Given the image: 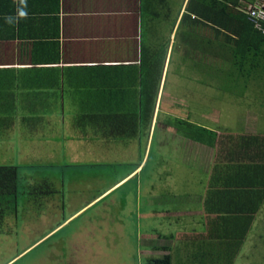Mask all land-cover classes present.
Listing matches in <instances>:
<instances>
[{
  "label": "crops",
  "instance_id": "1",
  "mask_svg": "<svg viewBox=\"0 0 264 264\" xmlns=\"http://www.w3.org/2000/svg\"><path fill=\"white\" fill-rule=\"evenodd\" d=\"M188 1L28 0L30 18L12 28L2 17L14 12L13 0H0V141L18 138L20 158L36 155L37 141L44 148L62 142L67 155L61 166L65 173L54 175L61 184L52 187V195L56 194L58 205L60 187L62 192L72 195L68 204L72 203L69 207H73V212L61 218L48 233L88 207L102 203L100 208L104 209L118 201L128 203L132 195L136 198L137 220L161 217L165 229L175 227L174 231L168 229L169 235L158 230L143 231L146 259L161 257L172 249L174 254L177 250L183 255L189 251L194 262L184 264H234L229 260L217 263L216 259H231L229 249L236 251L226 245L230 240L222 232L225 220L220 219L221 215L242 206L247 199L240 193L234 194L238 188L232 186L234 171L230 166L239 159L228 154L231 138L241 133L230 132L228 145L221 146L225 154L217 159L215 142L188 139L198 144L200 164L193 167L202 174H193V180L185 182L188 188L183 194L185 186L177 188L173 176L184 175L177 161L179 143L181 147L180 140L184 138L182 133L181 138H176V127L169 121L163 129L173 136L167 144L172 146L175 168L155 160V166L145 170L156 113L161 108L158 102L166 66L173 54L178 55V49L180 53L185 43L187 46L193 42L190 39L196 34L194 27H188L190 38H184L181 31ZM153 78L158 81L155 90ZM165 110L178 116L177 109ZM141 121L142 127L138 128ZM23 130L32 132L27 134ZM163 141L160 140L159 153ZM26 142L34 150L30 151ZM50 152L53 154L52 148ZM184 152L188 157L189 152ZM4 160L1 158V163ZM66 179L68 187L64 184ZM190 187L193 191L188 190ZM121 188L122 194L115 195ZM174 190L182 193L170 198ZM141 198L145 207L151 204L150 211L145 207L140 211ZM50 204H54L52 196ZM61 206L64 208L63 202ZM155 209L160 210L156 212L159 214H154ZM263 211L264 203L252 214L250 228L233 260H247L249 252L263 250ZM186 227L189 240L174 238L175 232ZM163 237L172 243L166 246L152 242Z\"/></svg>",
  "mask_w": 264,
  "mask_h": 264
},
{
  "label": "rangeland",
  "instance_id": "2",
  "mask_svg": "<svg viewBox=\"0 0 264 264\" xmlns=\"http://www.w3.org/2000/svg\"><path fill=\"white\" fill-rule=\"evenodd\" d=\"M242 2L247 3V12L253 6L250 2ZM182 25L183 37L190 38V32L187 31V20L183 19ZM200 33L203 36H209V34L212 35V30L203 29L199 35ZM199 35L195 34L194 38L190 39L193 42H189L187 46L185 43L181 49L183 51L180 53L178 49V52L176 51L178 55L173 54L168 62L169 65L166 66V75L164 74L165 77L161 82V94L158 102L161 108L156 113L150 158L145 167V170H149L152 165L155 166V160H160L167 162L174 169L177 161H180L181 170L184 171L183 178H181L182 173H176L173 178L176 179L177 188L185 186L183 194L187 192L188 188L185 182L187 184L188 181H192L193 174H202L200 169L193 167V165L200 164L201 158L200 154L197 156L196 152L198 144L188 140L191 137L187 135L183 124L182 127L177 125V119H185L194 124L212 127L217 131L214 152L216 159L224 156L225 150L221 146L222 144L228 145L230 132L241 133V135H264V84L261 80L264 75L249 80V85L246 88V77L240 76L239 79L236 74V78L232 76L233 74L228 75L225 70L227 66L229 69L230 64L226 58L219 59L210 56L206 51L207 43L203 42ZM219 52L216 49V55ZM222 52L224 54L225 51ZM156 68L160 69V67ZM168 107H171V111L177 109L175 111L179 112L178 116L170 115L165 110ZM135 117L139 118L138 115ZM175 117L178 118L175 119ZM169 121H172L171 125L176 127L175 136L178 134L176 138H184L180 140L181 147L179 143L177 161L175 157H172L173 151H170L172 146L167 144L168 139L173 136L163 129V125L168 124ZM142 123L143 121L138 128L142 127ZM193 129L196 130V127ZM22 132L30 134L32 131L23 130ZM15 133L19 134L20 130H15ZM142 138H144V134ZM161 139L164 140L162 155L159 153ZM1 140L0 164L18 166V191L15 210L12 205L8 206L9 209L2 218V227L9 232H0V264H148L143 253L145 244L141 235L145 230V233L158 230L165 235H169L167 234L168 229L174 231L175 227L173 226L165 229L166 225L161 223V217L152 220L151 216H146L137 220L136 198L131 195L128 203L118 201L104 209L100 208L102 203L97 207H88L89 209L83 210L65 224L48 233L58 222L62 221L61 218L73 212V207H69L72 206V203L68 204L72 195L65 190L63 193L62 187H60L59 197H61L64 208H62L61 202L58 205L55 200L56 194L52 195V187L57 188V185L61 184L60 178L57 179L55 176L65 173L61 167L63 160L67 159V155L63 153V143H52L50 147L53 154H51L50 147L44 148L37 141V145L34 146L36 155L20 158V154L17 152L21 147L16 145L18 138L14 137L13 141L8 139L6 142L5 138H1ZM26 143L30 151L34 150L29 142ZM47 149H49L48 153ZM185 150L189 152L188 157H186ZM1 158H5L2 163ZM67 182L68 179L64 183L66 187H68ZM132 185V182L128 183V186ZM188 190L193 191V187ZM122 192L121 188L114 194L119 196ZM181 193L178 194L174 190L170 198L175 195L179 196ZM51 196L54 204H50ZM140 200V211H142L145 204L142 198ZM145 208L150 211L151 204ZM153 212L156 215L159 214L156 212H160V210L155 209ZM262 214L264 215V211ZM181 222L187 223L185 220ZM120 224L123 225L120 226ZM186 228L183 229L184 232H182L183 230L175 232L174 238L189 240L191 237L188 227ZM170 240L163 237L159 240L153 239L152 242L157 241L156 244L167 246L172 243ZM261 242L262 251L259 253L249 252L251 254L247 260L238 257L233 260L234 264H246V261H248L247 264H264V240ZM188 252L185 255H188ZM159 253L163 255L165 252ZM182 256L181 260L185 262Z\"/></svg>",
  "mask_w": 264,
  "mask_h": 264
},
{
  "label": "trees",
  "instance_id": "3",
  "mask_svg": "<svg viewBox=\"0 0 264 264\" xmlns=\"http://www.w3.org/2000/svg\"><path fill=\"white\" fill-rule=\"evenodd\" d=\"M242 1L250 2L252 5L257 3L264 5V0H189L184 19L187 20L188 27L197 29V35L203 29L212 30V35L203 36L201 33L199 35L201 40L208 45L207 53L219 59L225 57L230 64L229 69L227 66L225 72L228 75L233 74L232 76L236 74L239 79L240 76H245L246 87L249 85V80L264 75V19H256L259 23V26H256L255 21L247 12V3ZM191 14H194V17H191ZM216 49L220 51L218 55L215 53ZM222 51H225L224 54ZM261 80L264 84V78ZM157 85L158 81L153 78V90ZM151 100L154 102V96ZM176 122L179 127L184 125L188 136L200 138L204 142L207 140L205 143L214 144L217 137L216 131L185 119H177ZM195 127L196 130L193 129ZM230 141L232 142L229 145L228 154L235 155L239 159L233 161L231 166L229 165L234 171L231 178L232 183L234 182L232 186L238 188L232 190H234V194L240 193L247 199L242 203V206L230 209L227 213L231 214L230 216L221 215L220 219L225 220L222 232L229 237L230 243H226L228 249L232 246L237 251L246 236L245 232L250 228L252 214L257 212L264 203V135L233 136ZM17 183L18 166L0 164V232H9L2 227V218L9 209L8 206L12 205L14 210L16 208ZM238 202L233 203L232 207L236 206ZM230 249L231 259L223 256L225 260L216 259V262L223 263L228 260L232 262L237 252ZM182 255L179 250L175 254L172 253L171 249L161 257L147 259V262L148 264H184L180 258ZM183 256L186 258L185 263L187 261L194 262V259L188 255Z\"/></svg>",
  "mask_w": 264,
  "mask_h": 264
},
{
  "label": "clouds",
  "instance_id": "4",
  "mask_svg": "<svg viewBox=\"0 0 264 264\" xmlns=\"http://www.w3.org/2000/svg\"><path fill=\"white\" fill-rule=\"evenodd\" d=\"M15 10L12 13L5 14L2 19L6 25L15 28L22 20L30 18L28 11V0H13Z\"/></svg>",
  "mask_w": 264,
  "mask_h": 264
},
{
  "label": "built area",
  "instance_id": "5",
  "mask_svg": "<svg viewBox=\"0 0 264 264\" xmlns=\"http://www.w3.org/2000/svg\"><path fill=\"white\" fill-rule=\"evenodd\" d=\"M248 13L250 17L255 21V25L259 26V23L257 22L256 19L258 20L264 19V5L259 3L253 5L248 9Z\"/></svg>",
  "mask_w": 264,
  "mask_h": 264
},
{
  "label": "flooded vegetation",
  "instance_id": "6",
  "mask_svg": "<svg viewBox=\"0 0 264 264\" xmlns=\"http://www.w3.org/2000/svg\"><path fill=\"white\" fill-rule=\"evenodd\" d=\"M199 35V34H198Z\"/></svg>",
  "mask_w": 264,
  "mask_h": 264
}]
</instances>
